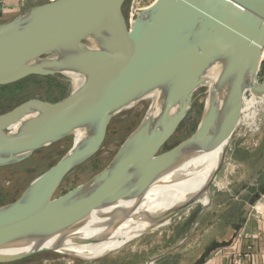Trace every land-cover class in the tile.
Segmentation results:
<instances>
[{
    "label": "water",
    "instance_id": "95a60500",
    "mask_svg": "<svg viewBox=\"0 0 264 264\" xmlns=\"http://www.w3.org/2000/svg\"><path fill=\"white\" fill-rule=\"evenodd\" d=\"M129 1L54 0L0 24V87L30 77L77 81L60 102L31 99L0 114V169L74 138L15 202L0 206V253L48 237L65 240L121 201L138 206L177 166L210 158L232 126L230 142L246 93L264 96V0H156L132 25L124 11ZM202 87L208 91L196 132L163 152ZM147 99L151 108L111 163L58 196L67 177L100 153L116 115ZM166 220H154L138 237Z\"/></svg>",
    "mask_w": 264,
    "mask_h": 264
},
{
    "label": "rangeland",
    "instance_id": "374dc122",
    "mask_svg": "<svg viewBox=\"0 0 264 264\" xmlns=\"http://www.w3.org/2000/svg\"><path fill=\"white\" fill-rule=\"evenodd\" d=\"M155 1L143 0L140 6L142 8ZM131 2L124 9L127 16ZM262 67L263 71L258 76L260 84L264 83V60ZM76 82L71 76L59 75L54 79H30L0 87V114L31 99L60 102L75 90ZM207 91L206 87L197 90L190 114L163 152L196 132ZM258 97L263 101L253 115L245 112L240 116L217 174L219 184L210 188L211 202L208 206L197 204L181 209L168 218L167 225H163L164 221L104 257L91 259L93 261L48 251L0 264H200L211 255L227 250L242 234L248 220L257 217L264 205V96ZM245 98L250 101L251 93H246ZM152 104L153 101L147 99L116 115L100 153L67 177L58 196L87 183L103 171L140 125ZM73 141V137L69 138L37 152L10 170L0 171V204H10L14 198L20 197L32 180L55 165L70 150ZM96 258L100 259L94 260Z\"/></svg>",
    "mask_w": 264,
    "mask_h": 264
},
{
    "label": "bare ground",
    "instance_id": "6f19581e",
    "mask_svg": "<svg viewBox=\"0 0 264 264\" xmlns=\"http://www.w3.org/2000/svg\"><path fill=\"white\" fill-rule=\"evenodd\" d=\"M212 77L215 79L217 75L214 74ZM251 95L250 101L243 98L241 114L249 112L250 115H253V111H256L262 104L263 98H259L252 92ZM231 128L220 148L210 158L206 160L191 158L177 166L149 188L145 198L138 206L135 201H121L115 206L95 213L81 229L71 233L65 240L56 236L48 237L41 244L38 240H34L24 246L0 253V261L15 259L43 250L54 251L84 261L95 257H104L129 240L137 238L156 219L166 220L185 206L197 204L208 206L211 202L210 188L212 185L219 184L218 177L212 179V176L222 166L225 150L229 145L227 139ZM80 137L81 135L78 134L77 139ZM135 190L133 189L127 194H132ZM135 207L137 209L134 212ZM124 218L127 219L126 223L107 236L106 233L111 226ZM167 220L163 225L169 223ZM36 237L39 239V236ZM78 239L80 240L77 241Z\"/></svg>",
    "mask_w": 264,
    "mask_h": 264
},
{
    "label": "crops",
    "instance_id": "0c3cea01",
    "mask_svg": "<svg viewBox=\"0 0 264 264\" xmlns=\"http://www.w3.org/2000/svg\"><path fill=\"white\" fill-rule=\"evenodd\" d=\"M54 0H0V24L14 20L30 9ZM200 264H264V205L250 218L242 234L227 250Z\"/></svg>",
    "mask_w": 264,
    "mask_h": 264
},
{
    "label": "built area",
    "instance_id": "2783aa9c",
    "mask_svg": "<svg viewBox=\"0 0 264 264\" xmlns=\"http://www.w3.org/2000/svg\"><path fill=\"white\" fill-rule=\"evenodd\" d=\"M132 1L130 4V12L128 14V21L129 24L132 25L135 21V19L138 17V15L148 9L150 6H152L154 3H151L149 5H145L144 7L141 8V3H143V0H130Z\"/></svg>",
    "mask_w": 264,
    "mask_h": 264
},
{
    "label": "trees",
    "instance_id": "16d2710c",
    "mask_svg": "<svg viewBox=\"0 0 264 264\" xmlns=\"http://www.w3.org/2000/svg\"><path fill=\"white\" fill-rule=\"evenodd\" d=\"M54 79V77H47V78H44V77H30V78H28V79H26V80H30V79ZM25 81V80H24ZM22 82V81H21ZM20 83V82H19ZM7 87V86H6ZM2 88H5V87H2ZM39 152H41V151H39ZM13 167H11V168H2V169H0V171H5V170H10V169H12ZM19 197H17V198H14L12 201H10V203H13V202H15L17 199H18ZM3 205H5V203H2V204H0V206H3Z\"/></svg>",
    "mask_w": 264,
    "mask_h": 264
}]
</instances>
